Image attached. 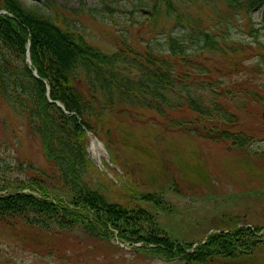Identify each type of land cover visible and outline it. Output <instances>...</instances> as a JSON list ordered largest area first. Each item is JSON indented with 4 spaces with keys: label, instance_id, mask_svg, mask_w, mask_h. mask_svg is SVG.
Instances as JSON below:
<instances>
[{
    "label": "trees",
    "instance_id": "16d2710c",
    "mask_svg": "<svg viewBox=\"0 0 264 264\" xmlns=\"http://www.w3.org/2000/svg\"><path fill=\"white\" fill-rule=\"evenodd\" d=\"M260 6H264V0H112L111 7L106 6L111 21L118 23L114 11H126L133 25L135 14L147 8L148 17L143 24L155 35L143 47L128 28L125 36L117 37L118 51L107 55L92 47L67 18H61L58 10L53 15L50 8L49 15L38 3L27 6L21 0H0V12L14 16L0 14V100L27 122L29 135L41 140L50 163L49 172L44 174L45 186L19 183L0 187V191L11 188L13 194L0 197V223L13 229L25 224L53 235L57 242H68L75 224H86L87 231L100 238L103 233L95 222L103 219L101 227L107 229L108 223L115 225L130 210L135 211V205H129L132 209L114 205L94 192L77 188L73 177L76 169L74 174L70 172L72 168L66 165L65 156L71 152L79 156L88 137L76 116L93 131L94 118L125 115L119 105L129 100L156 112L183 132L231 147H246L254 137L239 129L242 117L236 112L255 97L248 89L253 85L251 76L256 79L262 65L231 60V56L239 57L248 48L233 33L248 35L252 30L249 14ZM162 17L171 21L168 30L161 26ZM161 29L163 42L157 37ZM254 36V44L249 45L255 46L252 55L260 56L264 36ZM28 42L33 66L49 84L51 98L76 116L66 115L48 101L45 84L34 77L26 64ZM214 57L223 60H213ZM241 74L244 76L239 79ZM98 98L104 106L102 110H97ZM117 102L118 107L111 108ZM257 114L264 121V112ZM50 184H61L80 195L79 202L90 207V211L82 210L95 211L91 215L93 221L71 208L77 202L64 205L65 201L58 197L50 199ZM26 189L42 198L18 193ZM31 215L50 217L43 216L37 222ZM121 237L125 238L122 234ZM102 241H108L107 236ZM142 241L153 245L148 251L160 257L180 258L187 264H209L219 258L251 254L262 239L250 228L235 227L230 232L210 235L192 253L186 250L192 244L178 245L170 237L155 236ZM45 249L51 255L65 254L60 244L51 243Z\"/></svg>",
    "mask_w": 264,
    "mask_h": 264
},
{
    "label": "rangeland",
    "instance_id": "374dc122",
    "mask_svg": "<svg viewBox=\"0 0 264 264\" xmlns=\"http://www.w3.org/2000/svg\"><path fill=\"white\" fill-rule=\"evenodd\" d=\"M49 1L66 9L79 10L78 20L72 26L77 25L91 44L104 51L115 48V30L107 19L103 20L99 14L92 16L86 11V8H100L101 2L106 0ZM111 1L107 0L108 3ZM64 12L72 15L70 11ZM252 17L255 28L264 27V7L256 9ZM124 18L119 16L120 20ZM163 23L166 27L171 26L169 21ZM124 24L130 25L129 22ZM233 34L235 39L244 40L243 35ZM142 37L145 40L146 34L143 33ZM245 42L249 48L246 54L250 56L255 51V46L249 45L254 38L246 36ZM260 55L264 56V50ZM245 59L246 56H231V60ZM214 60L223 59L215 57ZM258 60H264V57H252L250 62L257 64ZM262 72L258 82L262 85L261 95L264 96V63ZM254 117L255 114H244L246 132L256 134L252 147L228 154L222 145L215 146L196 138L164 132L161 120L146 110L135 109L123 119L99 115L93 126L100 136L92 138V142L95 139L109 141L120 158L118 165L122 169L126 167L132 182L140 186L132 189L137 201L133 204L135 211L132 213L130 210L115 225L109 226V244L121 243L122 251L106 255L105 248L108 246L110 249L111 246L102 238L89 236L84 225L71 233V238H68L70 243L64 240L54 242L50 235L24 227L25 224L16 230L0 225V264H187L180 258L166 259L148 250L138 253L135 249L142 246L154 248L142 239L155 236L199 244L211 230L238 225L259 228L260 234L264 235V123ZM1 121L5 123L1 124ZM6 122L10 127L8 132L4 129ZM119 125L121 129L118 131L112 127L119 128ZM21 127L22 122L0 106V183L3 184L2 180L5 179L11 183L18 180L26 181V184H43L41 172L48 168L45 149L41 142L28 136L27 127L19 133ZM123 127L129 132L124 133ZM65 157L68 159L66 165L72 168L70 172L74 174L76 169L73 177L77 179L78 189L94 192L106 201H117L132 209L126 197L129 192L114 188L108 182V179H112L118 186H123L127 182L123 171L122 175L112 171V175L104 179L99 171L103 173L106 167L99 166L98 170L92 169L94 171L89 175L88 172L84 175L86 170L79 167L80 159L76 153L71 152ZM48 187L51 188V185ZM52 193L64 200V205L77 202L70 204L71 208L81 211L84 216L95 215V211L88 213L82 210L87 208L90 211V207L81 204L80 195L72 189L56 186ZM80 220L87 222L86 219ZM103 222V219H99L95 224L101 231ZM119 233L125 237L124 242L120 241ZM51 243L60 244L62 249H66L62 256L64 260L47 253L45 247ZM210 264H264V244L250 256L219 258Z\"/></svg>",
    "mask_w": 264,
    "mask_h": 264
}]
</instances>
